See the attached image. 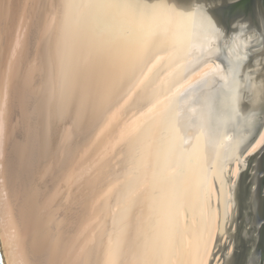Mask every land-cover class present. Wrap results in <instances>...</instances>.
Returning <instances> with one entry per match:
<instances>
[{
  "label": "water",
  "instance_id": "95a60500",
  "mask_svg": "<svg viewBox=\"0 0 264 264\" xmlns=\"http://www.w3.org/2000/svg\"><path fill=\"white\" fill-rule=\"evenodd\" d=\"M201 2L67 0L59 44L57 116L59 123L72 120L78 133L88 131L103 117V111L134 84L158 53L174 49L135 97L136 109L166 93L207 60L218 62L221 68L181 92L132 154L134 176L124 196L142 180H148L149 187L120 215L107 264H117L125 254L138 257V264H171L175 231L179 264H201L213 232L214 206L218 230L207 264H240L238 240L226 225L229 220L235 227L237 207L244 205L256 223L263 221L258 242L264 249V141L251 150L264 128V108L248 111L257 107L259 87L253 86V98L246 101L249 91L244 78L253 67L250 62H260L264 52L251 51L247 47L251 39L230 32V22L237 20L228 21L226 12L213 10V5L200 6ZM189 55L193 59L179 63L147 91L163 72ZM235 164L237 171L233 172ZM175 165L180 169L163 175ZM210 178L216 205L212 198L208 201L209 225L205 228L201 190L207 196ZM142 205L146 209L140 224L148 235L132 239L131 217ZM181 206L186 214L201 213L198 230L188 222L181 229ZM184 233L191 239L187 251ZM224 233L232 247L230 242L221 246ZM0 264H4L1 250Z\"/></svg>",
  "mask_w": 264,
  "mask_h": 264
},
{
  "label": "bare ground",
  "instance_id": "6f19581e",
  "mask_svg": "<svg viewBox=\"0 0 264 264\" xmlns=\"http://www.w3.org/2000/svg\"><path fill=\"white\" fill-rule=\"evenodd\" d=\"M205 1L200 6L217 4ZM66 9L67 0H0V250L4 264H107L114 228L126 208L120 207L121 204H131L148 184V180H142L124 196L134 176L132 154L129 158L132 168L125 170L106 169L112 158L107 156L126 150L134 153L181 92L221 70L218 62L207 60L166 93L136 109L135 97L174 49L156 54L134 84L110 106L106 119L98 123V130L89 143L88 134H76L72 120L59 123L57 116L59 44ZM209 45L213 47L212 43ZM191 59L193 55L171 66L147 91L157 87L179 63ZM167 102L168 107L162 110ZM131 109L135 111L125 116ZM153 115L151 121L143 124ZM120 117L126 119L113 135ZM110 133L112 138L107 136ZM105 137L109 141L106 140L108 144L99 161L89 164V151L97 149ZM263 141L264 128L251 150ZM179 169V165L171 166L163 175L169 176ZM127 173L132 175L123 177ZM208 187L216 198L212 178L208 180ZM204 196L201 190L204 225L208 228ZM93 200L100 206L90 207ZM111 204L118 210H111ZM145 209L142 205L132 214V239L148 235L140 224ZM108 213L110 218L106 219ZM200 217L201 213L192 211L186 214L183 206L179 209L182 230L186 229L187 222L198 230ZM216 220L214 206L213 232L201 264H207L210 257L218 228ZM177 235L175 231L171 264H179ZM184 240L187 251L191 239L186 233ZM139 262L138 257L125 254L117 264Z\"/></svg>",
  "mask_w": 264,
  "mask_h": 264
},
{
  "label": "flooded vegetation",
  "instance_id": "af4514ba",
  "mask_svg": "<svg viewBox=\"0 0 264 264\" xmlns=\"http://www.w3.org/2000/svg\"><path fill=\"white\" fill-rule=\"evenodd\" d=\"M204 1V0H199ZM206 0L205 2H207ZM214 0H211V2ZM217 5H213V10L227 13L228 21L238 22L232 24L230 22V32L236 37L243 33L252 42L247 45L249 49L257 54L264 52V0H217ZM264 56L262 54L261 61L252 60L250 63L252 68L246 70L244 78L248 82L246 84L248 94L246 101H250L252 96L253 86L259 87L257 97V107H249L248 111H257L259 108H264ZM255 98V97H254ZM242 196V191L240 192ZM236 218L233 223L235 227H228L235 234L238 243L240 264H264V249L261 248L259 241V229L262 227L260 223H256L254 215L250 214V209L247 206L237 207ZM264 248V247H263Z\"/></svg>",
  "mask_w": 264,
  "mask_h": 264
},
{
  "label": "rangeland",
  "instance_id": "374dc122",
  "mask_svg": "<svg viewBox=\"0 0 264 264\" xmlns=\"http://www.w3.org/2000/svg\"><path fill=\"white\" fill-rule=\"evenodd\" d=\"M59 66V65H58ZM170 69V68H169ZM171 70V69H170ZM156 83V82H155ZM154 83V84H155ZM153 84V85H154ZM157 85V84H156ZM155 85V86H156ZM152 87V86H151ZM151 87H149L150 89H151ZM171 102V101H170ZM113 104V103H112ZM111 104V105H112ZM110 105V106H111ZM107 107L104 111H103V113H104V115H103V117H102V114L97 118V120L93 123V125L90 127V129L88 130V132H85V134L87 135H89V138H88V140H89V143H91L92 142V138H94V134L96 133V131L98 130L97 128H98V123L99 122H104V120L106 119V117H107V115H108V111L110 110V108L111 107ZM168 107V102H167V105H166V107L165 108H163L162 110H164V109H166ZM132 110V109H131ZM128 110V112L125 114V116H127L128 117V113L130 114L131 112H133V111H135V110ZM161 110V111H162ZM149 117V118H148ZM145 120L146 121H144L143 122V124L145 123V122H149V121H151L153 118H154V115L153 116H148ZM124 118L126 119V117H123V118H121L120 117V119L121 120H118L119 121V123H118V121L116 122V123H118L119 125H117V128L112 132V134L114 135V132H115V134L117 133V129H118V126H120V123H122V121L124 120ZM69 120V119H68ZM72 123H73V121H72ZM71 123V124H72ZM143 124H141L140 126H143ZM140 128V127H139ZM75 131H76V129H75ZM76 134H78V135H80V133H78L77 131H76ZM111 133L110 134H108L107 136H109L110 135V137L112 136L113 137V135H112ZM87 135V136H88ZM106 136V137H107ZM106 137L102 140V142H101V144L97 147V149L95 148L92 152H90L89 151V158L88 159H90V161L88 162L89 164H94L96 161L98 162L99 160L98 159H100V155H102L101 153H103V151H104V149H105V147L107 146V144H108V141L112 138H110V137H107L108 139H106ZM91 140V141H90ZM106 140H108V141H106ZM107 142V143H106ZM123 142H126V140H124ZM141 142V141H140ZM137 143H139V140L137 141ZM136 143V144H137ZM143 143V142H142ZM106 144V145H105ZM125 144V143H124ZM105 146V147H104ZM103 148V149H102ZM101 150V151H100ZM103 150V151H102ZM98 151V152H97ZM99 151H100V153H99ZM123 151H119V152H117V153H113L112 155H108L107 156V158H109V157H112L111 158V160H109V165H108V167H106V169L108 168V170H109V168H111V169H113V170H117L118 168H125V169H129V168H132V164H131V162H130V160H129V158H130V155L131 154H133V153H128V151L126 150V152H127V154H126V152L124 153H122ZM90 153L92 154V155H90ZM127 155V156H126ZM99 156V157H98ZM132 156V155H131ZM91 157V158H90ZM95 158V159H94ZM106 158V157H105ZM104 158V159H105ZM107 158H106V160H107ZM124 158V159H123ZM97 159V160H96ZM103 159V160H104ZM118 159V160H117ZM126 159H128V160H126ZM96 160V161H95ZM94 161V162H93ZM129 163H128V162ZM91 162V163H90ZM93 162V163H92ZM117 162H118V164H117ZM121 162V163H120ZM123 163H124V165H123ZM116 165V166H115ZM122 169V170H123ZM124 169V170H125ZM127 175L128 176H131L132 175V173H127V174H124L123 175V177L125 176V177H127ZM123 177L121 178V183L123 182L122 180H123ZM130 178H132V177H130ZM148 184L145 186L146 188L144 189V190H146L148 187H149V181L147 182ZM208 194H211V195H209V197H208ZM207 194V197H206V195L204 196V201H203V203H205V205H206V207H207V209H208V202H207V200L209 201L210 200V202H211V197H212V199L216 202V198H214L213 197V195H212V191H211V188H210V193H208ZM107 196H109V195H107ZM216 197V196H215ZM109 199V198H108ZM124 199V198H123ZM213 200H212V204L213 203H215V202H213ZM96 203V201L95 200H93V202H92V204L90 205V207H99L100 205H99V203L96 205L95 204ZM122 203V202H121ZM207 203V204H206ZM216 204V203H215ZM231 204H229V206H230ZM120 206V205H119ZM128 206V204H121V206L120 207H127ZM109 207H112L111 208V210H113V211H117L118 209H116L115 210V208H116V205H113V204H111ZM216 208V207H215ZM208 211V210H207ZM203 212H204V210H203ZM110 218V213H108L107 215H106V219H109ZM229 218H230V216H229ZM187 219H188V216H187ZM206 220H208V218L206 217ZM217 221V220H216ZM229 225V220L227 221V225L226 226H228ZM217 230H218V228H217ZM216 230V231H217ZM215 238V237H214ZM227 241V242H226ZM229 242H230V239H229V237L227 236L226 237V234L224 233V235L222 236V239H221V246H225L226 247V245H228L229 244ZM232 240H231V242H230V244H231V246L230 247H232ZM213 245H214V242H213ZM213 247V246H212ZM213 249V248H212ZM212 252V251H211Z\"/></svg>",
  "mask_w": 264,
  "mask_h": 264
}]
</instances>
